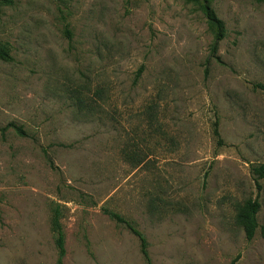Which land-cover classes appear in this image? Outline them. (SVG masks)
Instances as JSON below:
<instances>
[{
  "label": "rangeland",
  "instance_id": "obj_1",
  "mask_svg": "<svg viewBox=\"0 0 264 264\" xmlns=\"http://www.w3.org/2000/svg\"><path fill=\"white\" fill-rule=\"evenodd\" d=\"M0 46V264H57V205L62 264H146L103 208L153 264H264V1L0 0Z\"/></svg>",
  "mask_w": 264,
  "mask_h": 264
},
{
  "label": "trees",
  "instance_id": "obj_2",
  "mask_svg": "<svg viewBox=\"0 0 264 264\" xmlns=\"http://www.w3.org/2000/svg\"><path fill=\"white\" fill-rule=\"evenodd\" d=\"M257 1H264V0H257ZM206 13L211 21H213L216 24L217 27V34L216 39H219L221 37V30H222V23L220 20H218L212 10L209 9L207 5L204 6ZM0 58L4 60L10 59V55L8 52L0 46ZM142 71V67H139L136 72V77L140 75ZM254 88H259L261 90H264V84L262 83H255L253 84ZM8 126H13L14 129L19 133H23L21 128L18 126H14L13 124H8ZM213 135L217 139V143L221 144V138H220V132L218 129V122L217 120L213 123ZM254 180L257 181L261 178H264V163H260L257 165H253L250 168ZM259 186V184H257ZM260 208V203L257 199V197L253 199H247L244 204L241 206V208L237 212V220L241 224L244 237L246 240H251L256 232V230H259V234L261 238L264 240V224L259 225L256 219V214ZM51 215L49 219V226L50 230L54 235V247L56 249V262L57 264H62V258L65 255V248H64V233L63 228L61 224V210L59 209V206H55L51 210ZM103 211L113 220H115L117 223L123 224L133 235H135L138 238L139 241V249L141 252L142 257L144 258L146 264H153L151 261L148 250H147V240L145 236L134 226V224L123 217L121 214L109 210L107 208H103ZM239 255H236L234 258H232L229 262V264H236L238 260Z\"/></svg>",
  "mask_w": 264,
  "mask_h": 264
}]
</instances>
